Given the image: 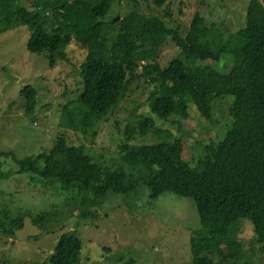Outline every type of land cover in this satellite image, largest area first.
I'll list each match as a JSON object with an SVG mask.
<instances>
[{"label":"trees","instance_id":"trees-1","mask_svg":"<svg viewBox=\"0 0 264 264\" xmlns=\"http://www.w3.org/2000/svg\"><path fill=\"white\" fill-rule=\"evenodd\" d=\"M30 2L32 8L24 4ZM115 0H0V34L27 26L31 37L27 48L44 54L50 67L69 61L68 48L76 43L86 51L80 64L83 82L79 97L64 106L60 126L85 136L114 112L135 81L149 87L152 114L170 125L183 126L173 118L189 119L194 103L201 118L212 120L217 98L233 97L232 122L219 142L202 144L191 154L195 139L188 133L176 137L172 128L157 124L154 117L138 116L129 124L120 155L130 171L111 170L96 162L84 145L72 144L60 133L53 146L37 155L18 159L17 169L0 172V179L13 173H29L42 180L57 181L65 188L94 195L81 202L100 206L109 194L129 195L142 186L155 200L166 192L190 197L200 214L202 227L190 240L191 264H239L244 247L241 221L254 224L257 244L264 253V4L251 0L246 25L228 36L219 22L226 6L222 0H201L183 34L159 17L131 11L117 24L107 22ZM163 7L170 0H152ZM172 44L179 55L165 65L164 47ZM230 52L233 65L221 72L202 62H218ZM38 91L26 85L20 91L27 115H33ZM152 134L149 144H134L136 136ZM186 136H185V135ZM194 136V135H193ZM191 139V141H190ZM200 144V143H199ZM85 194V193H84ZM91 206V208H92ZM20 213L0 218V233L14 237L23 227ZM94 216V215H92ZM91 216V217H92ZM51 212L33 218L36 225L54 220ZM84 244L75 232L61 235L49 264H78ZM217 258L218 262L215 260Z\"/></svg>","mask_w":264,"mask_h":264},{"label":"rangeland","instance_id":"rangeland-1","mask_svg":"<svg viewBox=\"0 0 264 264\" xmlns=\"http://www.w3.org/2000/svg\"><path fill=\"white\" fill-rule=\"evenodd\" d=\"M200 1L170 0L159 7L152 0H115L107 22L118 16L119 21L114 22L117 24L136 10L148 17H159L168 26L178 27L186 34ZM222 1L226 11L219 26L228 36L246 25L251 0ZM262 2L264 4V0ZM23 3L32 8L30 2ZM30 37L31 30L24 25L0 34V172L17 169L13 157L5 153H13L18 159L37 155L49 150L60 133L66 134L70 143L84 145L104 167L130 171L122 161L121 144L127 125H135L140 115L154 117L158 125L172 128L176 137L185 132L193 134L188 137L195 139L194 146H190L192 155H198L206 142H219L232 122L233 97L217 98L212 120L201 118L196 105L190 103L189 119L173 118L183 126V131L178 132L177 125H170L152 114L148 105L149 87H137L141 81H135L136 85L130 88L118 108L95 128L94 136L63 128L60 126L63 108L77 100L83 86L80 64L86 51L73 43L68 48L69 61L52 68L44 54L29 52ZM230 54L225 53L218 62L202 63L229 72L234 62ZM178 55L179 49L167 44L162 62L167 65ZM26 85H33L39 94L33 115L25 113V101L20 97ZM154 140L149 134L136 136L132 143L149 144ZM74 189L29 173H13L8 179H0V218L5 213L10 219L29 213L14 237L0 233V264H49V257L65 232H75L83 241L78 264L192 263L190 240L193 232L202 227L192 198L166 192L152 200L149 188L142 186L129 195L111 193L94 209L88 203L82 215V200L84 197L92 200L94 195ZM48 212H51L50 220L53 217L54 220L41 225L33 223L34 216ZM241 223L244 256L239 264H264V253L257 244L253 222L244 218ZM215 260L218 262L216 257Z\"/></svg>","mask_w":264,"mask_h":264},{"label":"water","instance_id":"water-1","mask_svg":"<svg viewBox=\"0 0 264 264\" xmlns=\"http://www.w3.org/2000/svg\"><path fill=\"white\" fill-rule=\"evenodd\" d=\"M119 19H120V18L117 16L116 18H114L113 21H114V22H117V21H119Z\"/></svg>","mask_w":264,"mask_h":264}]
</instances>
